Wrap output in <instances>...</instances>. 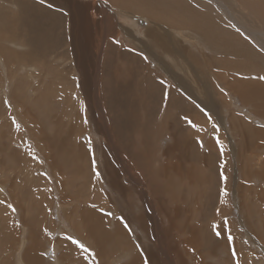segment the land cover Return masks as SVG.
<instances>
[{"label": "bare ground", "instance_id": "bare-ground-1", "mask_svg": "<svg viewBox=\"0 0 264 264\" xmlns=\"http://www.w3.org/2000/svg\"><path fill=\"white\" fill-rule=\"evenodd\" d=\"M255 1L259 0H251V2H249V0H203L202 6L200 0H196L194 2L196 5L193 7L192 3H190V0H97V2H89L85 0H14V6L16 7L14 9L12 4V6H7V4L10 3L9 0H0V64L6 69L5 72H7L9 77H14L10 80V83L12 84V93L10 95L11 99L15 102H18V100H16L15 90H21L22 93L23 90L16 88L17 85H15V83L20 84L21 82L19 79L20 75H17L16 71L12 70V68L16 69L15 66L12 65L14 63L11 64L10 62H7L5 55L10 57L7 53L8 50L15 53V58L21 60L20 69L22 72H33H27V74L23 75L21 78L26 79L30 75L34 79L37 77L39 78L43 72L41 71V65L45 56L49 52H52L55 48H59L64 45L63 48L66 46V49L59 55L60 58H62L63 63L76 65V68L80 73V86L84 92V95L87 97L88 101L90 96L91 103L94 101L92 104L90 103L92 106L91 108L101 112L103 121L100 117L98 122H94V119V121H92L94 122L95 126H101L102 129L106 131L103 132L102 135L105 137V145L107 146L108 150L105 151L104 149V152L102 151L103 155L101 157L103 166L102 173L106 175L104 176V181L108 182L109 188H112L113 190L124 188L123 183L118 178V161H120L124 171L128 176H135V179L138 178L136 180H139L140 182L144 180L143 176H145V172H147V170L150 168L152 162L158 163L159 161L162 162L160 167L162 172L166 170L167 166H170L175 169V175L180 173V176L183 174L189 176L190 173L192 176H196V172L189 166L190 161L188 159V144L192 145V149H194L193 144L196 142L194 141V137L200 136L197 135L202 130L200 128L194 129L196 132H198L197 134L193 132L192 129H187L188 133L186 136L181 132L177 134L176 131H172L171 138L173 139L169 141L171 144L165 148L166 151L172 156H168L164 152L163 154L166 156V161L157 157L154 162L153 156L156 154V151L151 145L154 140L152 137L154 134L152 133L153 129L150 126L143 125L141 113L143 116H146L147 119L152 115V113L157 111V107L162 101L160 96L163 97L164 93L162 85L164 88V85H166L168 88L167 93L165 92L164 94V98L167 100V111L170 109H177L180 112L188 114L190 117L195 116L197 110L200 108H196L192 104V100H194L202 108L216 114L224 126H227V121H225V118L230 117L229 121L231 122L232 130L234 132V142L237 143L236 151L238 160L240 162V164L238 163L237 165V168H239L238 172H241L242 176L244 177L258 176L264 182V128L252 127L251 130H247V125H244L238 116L230 112L226 117L222 111L223 108L226 109V106V111H230L228 108L229 105H225L227 98L225 96L231 94L243 106L251 108L256 113L258 112L257 114L259 116L264 117V83L259 79H253L248 75L242 78L233 75L235 72H238L241 75L246 73L257 74L255 71L260 69L264 70V65L262 63L264 54L255 48L258 47L264 51V14L262 13L263 8L259 9L257 12L255 10V14L251 13L249 8H251L252 3ZM205 2H209L211 5L215 6V8L222 15H224L228 21H232L236 27L240 28L243 33L250 38L255 47H253L248 42L244 43L243 38V42H241V36L237 34L233 28H231V36L234 35L233 39L229 38L230 34H227V32H229L228 29L227 32L224 31V35H221V32L217 31V23L208 21V18L213 17L214 13L218 12L216 10H212L210 12V9L208 10L207 4ZM63 13L66 16L65 19H67L66 31L64 28H62V25L64 24V15H62ZM213 19L215 20V18ZM199 22L200 25H198ZM141 25L143 26L141 27ZM217 26L221 25L217 24ZM40 31H43V34H41ZM120 33H124L125 35L127 33L138 34L140 36V40L138 41L140 43L139 45H143L146 48L148 53L152 56L150 57L151 61L153 62L155 59L157 63L160 62L168 72L166 75L164 74L160 77L154 75V73L150 71L149 68L146 70L147 72L144 74V82L149 83V86L147 85L149 89L147 94L145 91H143L144 82L141 80L134 82V78L137 79L140 76V73L136 70L138 67V59L129 48H121L120 46L118 47L113 41V39ZM192 45H194L196 49H191ZM190 50H194L192 53H195L192 54ZM203 50L216 53L218 51L220 54L219 60L222 61L220 62V65L222 68L230 69L231 72L227 70L229 72L228 73L225 71V69H222L218 72H213V70H211L212 68L209 67L208 57L201 52ZM35 60H38V63L35 67L28 65L27 61ZM205 63H207V68ZM7 64H9V66L11 65V68L7 66ZM204 68L206 69L204 70ZM141 69L143 70V67H141ZM0 71L3 70L0 69ZM205 73L207 75L206 79ZM51 80L53 81L52 78ZM172 84H176L177 87ZM188 85L191 86L189 87ZM216 85L218 86L216 87ZM221 87L222 90L220 91L219 88ZM176 88H181L184 92H180L179 94L176 92ZM44 97L46 98V96ZM65 103L66 102H64V104ZM140 104L142 105L140 106ZM163 104L164 103H162V105ZM35 107L36 106H34V108ZM27 114V112H24V114L21 115L25 121L27 120ZM165 114H167V112ZM34 117H36L35 114ZM32 120L29 118V124L35 123H32ZM48 120H50L49 117ZM52 120L53 119L51 118V123L53 125L58 123L55 122L56 120ZM189 120L190 119H188L187 122H189ZM192 120H194V118H192ZM213 120L214 118L212 121ZM42 122L46 125V127L48 125L47 130L42 131V133L45 134V137L43 138L48 139L46 143H44L45 141L42 140L44 143L42 146L45 149H47L49 146L54 147L55 149H53V153L55 155L54 160L57 163L56 165H59L60 169H62L65 173L73 172L71 178L66 179L68 180V183L56 185L57 189H61L63 191L65 187L76 183L78 188L76 187L77 191L74 192L76 195L74 196L73 194V197L77 198V195L81 197L79 199L77 198L76 200H73L75 204H73L72 214H65L67 216L66 222L68 221L67 223H69L70 226L72 225L71 227L75 229L78 236L82 240H88L90 242L91 246L96 250V253L101 259L100 261L105 262L102 264H161L159 261L160 257L164 264H173V255H181L182 253L179 251L177 252V243L173 242L172 245H169L170 242L166 240L172 234L171 231L166 233L164 232L165 229L161 230V228H158L155 231L157 238H160L161 235L164 238L162 240H158V250L152 247L151 244L149 248H144L143 252L141 249L139 250L137 245L130 239V233L127 232V228H124V223H122L121 220L112 221L111 217L108 220V215L103 217L101 214H99V212H97L101 210H96L95 207H91V191H89L90 188L88 187V181L90 176H92L91 170H93V166L90 163V150L80 147L77 152V145H75L72 142L73 140L71 141L70 138V136L72 137V134H69V137H67L65 134L62 137V134L57 136V131L55 132V130H59V128L56 127V129H53V126L49 125L46 120H43ZM74 122L77 123L76 121ZM79 122L81 123L80 119H78V123ZM214 122H212V124H214ZM172 123L174 124V120ZM4 124L5 123H3V125ZM81 125L82 124H80V126ZM119 125L121 127H119ZM80 126L78 125L77 128H75L76 134H82L87 131V129L80 128ZM97 132L101 133L102 130L98 128ZM33 135V141L35 142L34 144L40 145L42 137L31 133V137ZM5 136L8 135L5 134ZM251 136H253L252 140H248V137ZM4 139V137H0V141ZM199 140H201V137ZM140 141L141 147H138L137 145ZM65 142H68L69 145L64 144L61 147V145ZM206 144L208 150L204 153L201 152L204 158L200 163L203 166H211L210 163L212 159H214L215 156H217V158L220 157L217 153L219 148L216 151V147L221 145L218 142H215L214 144V141L211 139H209ZM4 146L5 148H2L4 149L3 152H8L9 148L13 147L11 145L9 146L7 143H5ZM14 148L11 149L15 150ZM253 148H255L253 152H257V154L261 156L252 155L253 152L251 153L249 150L251 151ZM246 149H248L247 152H249L247 159L246 154H243V152L245 153ZM197 151L200 153L199 149ZM12 152L13 151H11L10 154H12ZM31 153L33 154L32 151ZM2 154L3 153H1V155ZM28 155L29 157L27 158H30V151L28 152ZM13 156L17 157L15 154H13ZM110 156L114 157V160L117 161L118 165H112L113 162L109 160ZM249 156L251 161H259V165H254L252 167ZM14 157L8 159L7 161H13ZM173 157L175 159H173ZM244 158L245 160H243ZM7 164L5 163V165ZM56 165L54 163H51L50 165L54 173L58 170ZM18 168L19 166L17 169ZM51 176L53 175L51 174ZM31 179H33L32 176ZM28 184L30 185V183ZM240 186L241 184H239V187ZM13 187L15 188L14 185ZM69 188L72 187L69 186ZM40 193H42V191ZM260 193L261 195L263 194L264 197V185L261 187ZM15 197L22 198L19 197V195H16ZM153 203L158 206V204H156L154 201ZM81 206L82 208L77 211V207L80 208ZM28 211L32 210L28 209ZM153 211H155V209ZM169 215H172L171 225H173L172 229L174 230L175 224L178 226L176 219L179 217V214L177 211H173ZM25 219H27V214ZM131 221L136 229L139 228V226L136 224L140 223L142 230L146 233L148 232L147 219L145 218L143 212L138 214L136 217L134 216L130 220V223ZM161 221L163 222V219H161ZM8 225L9 224L7 222L4 226V228L7 229L8 236L4 237L3 241L0 242V248L5 249L9 247L12 249L10 244L16 245L17 248L12 249L13 255L15 251L18 253V256H16V264H50L49 262L45 263V259L39 255L42 245L44 246V244L52 242L51 240H47V242L44 243V238L39 236L42 233V231H40V227V230L35 228L30 229V234L28 237L30 245L24 251H20V248L26 244V238L19 241H11L14 238V231L12 232L14 229H12V227H10V229ZM50 226L52 228V224ZM159 226L161 227V225ZM56 227L54 228L55 230H57ZM106 227H108V229ZM170 228L171 227H169V230H171ZM184 228H189L191 234L198 233V230L192 225L189 226L187 224ZM158 232H161V235L157 234ZM174 235L176 236L177 234L175 233ZM194 240L195 239L193 238L187 240L189 247L193 245ZM200 242H202V240ZM53 245L56 249L57 245ZM110 245H112L114 248H117L115 250L116 253L119 252H117V250H120V254H124L123 256L129 255L128 260L124 263H119L113 256L110 257L113 260L108 262L110 260L107 259L108 256L106 255L109 253L108 247H110ZM110 255L111 254L109 253V256ZM61 258L63 264H90L88 261H86L81 252L76 251L75 253H72L69 248H65V252ZM186 258L188 257L186 256ZM4 259L5 261L12 260L10 252L7 255V259ZM183 263L186 264V261Z\"/></svg>", "mask_w": 264, "mask_h": 264}, {"label": "rangeland", "instance_id": "rangeland-1", "mask_svg": "<svg viewBox=\"0 0 264 264\" xmlns=\"http://www.w3.org/2000/svg\"><path fill=\"white\" fill-rule=\"evenodd\" d=\"M9 1L10 3H8L7 6L13 5V8L15 9L16 7L14 6V0ZM85 1L97 2V0ZM195 1L196 0H190V3H192L193 7L196 5L194 3ZM202 2L203 0H200L201 5ZM249 2H251V0H249ZM206 4L208 10L210 9V12L212 10H216L218 12L214 13V16L208 18L209 20H207L209 22L221 25L217 26L216 24L217 31H220L221 35H224V31L227 32L228 29L229 32H227V34L229 33V38L233 39L234 35L231 36L232 30L229 26L230 24L227 18H225V16L222 15L215 8V6L211 5L209 2H207ZM262 6H264V0H259L253 2L251 8L249 9L252 14H255V10L257 12L259 9L263 8L262 13L264 14V7ZM62 15H64V24L62 25V28H64L66 31L67 19H65L66 16L64 13ZM213 18H215V20ZM198 25H200V22L198 23ZM142 26L143 25H141V27ZM40 33L43 34V31H40ZM240 36L241 42H243V35L240 34ZM139 40L140 36L138 34L128 33L126 35L124 33H120L113 39L114 43H116L118 47L120 46L121 48H129L131 52L134 53L135 57L138 59V67L136 68V70L140 73V76L137 79L134 78V82L137 80H141L142 82H144V74H146V70L148 68L154 73V75L160 77L164 74L166 75V73L168 72L163 67V65L160 62H158V64L155 59L153 62L151 61L150 57L152 56L148 53V51L143 45H139ZM245 42H248V39H244V43ZM63 46L55 48L52 52H49L45 56L41 65V71L43 72L41 73V76L39 78L37 77L34 79L30 75V77L28 76L26 79L21 78L23 75H26L27 72H33L21 71V60L15 58L14 52L8 50L7 53L10 57L4 54L8 63H14L12 65H14L16 69L12 68V70L16 71L17 75H20L19 79L21 82L20 84L15 83V85H17L16 88L22 89L24 94L21 90H15L16 100H18V102L13 101L10 96L12 93V84L10 83V80L14 77H9L7 72H5L6 69L0 64V69L3 70L0 71V137L5 138L4 140L0 141V159L3 161L2 162L0 160V242L3 241L4 237L8 236L7 229L4 228L5 224L8 222V227H12V229H14L12 230V232L14 231V238L11 241H19L26 238V244L20 248V251H24L30 245V241L28 239L30 229L35 228L40 230V227V231H42V233L39 236L44 238V243H46L47 240L52 241L51 243L44 244V246L42 245L41 250L39 252V255L45 259V263L49 262L50 264H63L61 256L64 254L65 248H69L72 253H75L76 251L81 252L82 255L85 257L86 261H88L90 264L105 263L103 261H100L101 259L96 253V250L91 246L90 242L88 240H82L78 236L75 229L71 227L72 225L70 226L69 223H67L68 221L66 222V215L70 213L72 214L73 204H75L73 200H76L77 198L79 199L81 197H79L78 195L77 198L73 197L74 192H76L78 188L76 186V183H74L73 185H69L73 188V190L72 188H69V186L65 187L63 191L61 189H57L56 185L68 183V180L66 179L71 178L73 172L65 173L62 169H60L59 165H56L57 163L54 160L55 155L53 153V149H55L54 147L48 145L50 148L48 147L47 149H45L42 146V144L46 143V141L48 140L46 138H43L45 137V134L42 133V131L47 130L48 127V125L46 127V125L42 122L43 120H46L49 125L53 126V129H56V127L59 128V130H55V132L57 131V136H60V134H62V137L65 134L67 137H69V134H72V137L70 136V138L71 141L73 140L72 142L77 145V152L80 147H84L85 149L87 148L90 150V163L93 166V170H91L92 176H90V179L88 181V187L90 188L89 191H91V207H95L96 210H101L97 212H99V214H101L103 217L105 215H108V220L110 217L112 221L121 220L122 223H124V228H127V232L130 233V239L137 245L139 250L141 249L143 251L144 248H149L151 244L152 247L158 250V240H162L164 238L162 237L161 232L157 233L161 235L160 238H157L155 231L158 228H161V230L165 229L164 232L166 233L168 231L172 232V234L168 237L169 239L167 238L166 240L170 242L169 245H172L173 242L177 243V252L179 251L182 253L181 255L177 254L178 256L173 255V264H184V261H186V264H264V197L263 194L261 195L260 193L261 187L264 185V182L258 176L244 177L242 176L241 172H238L239 168H237V165L238 163L240 164V162L238 160L236 151L237 143L234 142V132L232 130L231 122L229 121L230 117L225 118V121H227V126H224L223 123L220 122V119L216 114H214L213 112H209V110L207 109L202 108L194 100H192V104L196 108H200L199 110H197L195 116L190 117L188 114L180 112L177 109H170L169 111H167V100L164 98V94L165 92L167 93L168 88L166 87V85H164L165 88L162 85L164 93L163 97L160 96L162 98V101L161 104L157 107V111L152 113V115L149 116L147 119L146 116H143L141 113L143 125L150 126L153 129L152 133L154 134L152 135V137L156 142L155 144L153 140V143L151 144L154 150L156 151V154L153 156L154 162L157 157H159L161 160H165L166 156L163 154L164 152L168 156H172L165 149L168 145L171 144L169 141L173 139L171 138L172 131H176L177 134L181 132L186 136L188 133L187 129L190 128L193 130V132L197 134L198 132H196V130L194 129L200 128L202 130L197 134L200 136L197 137L196 135H194L197 137V139L196 137H194V141H196L193 144L194 149H192V145L188 144V159L190 161L189 166L196 172V176H192L190 173L189 176H186L183 173L182 176H180V173H177L175 175V169L170 166H167L166 170L162 172L160 169L162 162L159 161L158 163L152 162L150 168L147 170V172H145V176H143L144 180L140 182L139 180H136L138 178L135 179V176H128L127 173L124 171V168L120 161H118V165L117 161L114 160V157L110 156L109 160L113 162L112 165H118V178L124 185L123 189L113 190L112 188H109L108 182L104 181V176L106 175L102 173L103 166L101 156L103 155L104 149L105 151L108 150L107 146L105 145V137L102 135V133L106 131L102 129L101 126L97 127L94 125V122L99 121V117L102 120L101 112H98L97 110L91 108L92 106L90 105V96L88 101L87 97L84 95V92L80 86V73L76 68V65L63 63L62 58H60L59 55L66 49V46L65 48H63ZM191 49H196V47L192 45ZM256 49L259 50L262 54H264V51L260 48L256 47ZM201 52L208 57L209 67L212 68L211 70H213V72H218L222 69H225L222 68V66L220 65V62L222 61L219 60L220 54L218 51L217 53L210 52L207 50H203ZM194 53L195 52H193L192 54ZM27 63L28 65L35 67L38 63V60L27 61ZM262 63L264 65V59L262 60ZM206 64L207 63H205V65ZM7 66H9V64H7ZM9 67L11 68V65ZM141 67H143V70L141 69ZM206 68H204V70ZM227 70L231 72L230 69H225L226 72H228ZM255 72H257V74L253 73V77L264 76V70L260 69ZM235 74H237V77L239 78H242L246 75L252 77V74L247 73L241 75L240 73L235 72ZM51 78L53 79V81L51 80ZM206 78L207 75L205 73V79ZM146 83L147 82H144L143 84V91H145V93L147 94L149 92V83ZM172 85L177 87L176 84ZM188 86L190 87L191 85ZM217 86L218 85H216V87ZM180 89L176 88V92H178L179 94L180 92H184L182 89ZM219 90L221 91L222 87L219 88ZM48 91H50L51 93ZM44 96H46V98ZM77 96H80L81 98L79 97L78 99ZM225 97H227L225 105H229L228 108L230 110L226 111L227 106L226 109H222L226 117L230 112L238 116L239 119L243 122V124L247 125V130H251L252 127L264 128V117L259 116L257 114L258 112L256 113L251 108L243 106L231 94H228ZM64 102L66 103L64 104ZM93 102L94 101H92V103ZM162 103L164 104L162 105ZM141 105L142 104H140V106ZM34 106H36L37 109L36 107L34 108ZM24 112L28 113L26 121L21 116L24 114ZM166 112L167 114H165ZM34 114L36 117H34ZM44 117L47 119H45ZM48 117L50 120H48ZM186 117L187 119H185ZM29 118L31 120L33 119L32 123H35L29 124ZM51 118L53 119L52 121L56 120L55 122H58L56 124L58 126H56L55 124L53 125L51 123ZM192 118H194V120H192ZM213 118L214 120L212 121ZM78 119H80L81 123H78ZM172 119L174 120V124L172 123ZM188 119H190L189 122H187ZM11 120L13 121V123ZM74 121H76L77 123H75ZM212 122H214V124H212ZM3 123H5L4 125L6 126H4ZM80 124L82 125L80 126ZM17 125H19V127H17ZM78 125L80 126V128L87 129V131L82 134H76L75 128H77ZM119 127L121 126L119 125ZM98 128L102 130L101 133L97 132ZM4 133L8 136H5ZM31 133L37 134L42 137L40 145L34 144V135L31 137ZM200 137L201 140H199ZM252 138L253 136L248 137V140H252ZM209 139L213 140L214 144L215 142L220 143L221 146H217L216 151L219 148L217 153L221 158H217V156H215L210 163L211 166H203L200 162L204 158L202 156V153L207 152L208 150L206 143ZM42 140H44L45 142L43 143ZM5 143H7L9 146H13L9 148L8 152H3L4 149L2 148H5ZM140 143L141 141L137 145L138 147H141ZM64 144H68V142L63 143L61 147ZM11 148H14L15 150H12ZM197 148L200 150V153H198ZM254 149L255 148H253L251 151L249 150V152L252 153ZM11 151H13L14 153L12 152V154H10ZM29 151L30 158H27L29 157ZM31 151L33 152V154L31 153ZM247 151L248 149H246L245 153L243 152V154H246V159L249 153ZM1 153L3 154L1 155ZM9 154L12 157H14L13 154H15L17 157H14L13 161H7L8 159L12 158ZM252 155L261 156L257 154V152H253ZM173 159L175 158L173 157ZM249 159L251 161L250 156ZM243 160H245V158ZM4 162L6 164L9 163L7 164L8 166L5 165ZM16 162L18 163V165ZM50 162L54 163L58 167L57 172H55L56 174L50 167ZM25 163L27 167L25 166ZM251 165L252 167L254 165L258 166L259 161H251ZM18 166L19 170L17 169ZM51 174L53 176H51ZM210 174L213 176H211ZM31 176L33 177V179H31ZM27 177L30 179H28ZM225 177L226 180L224 179ZM28 183H30V185ZM239 184H241L240 187ZM13 185L15 186V188L13 187ZM45 187L47 188V190ZM41 191L42 193H40ZM225 191L227 193L226 195L224 194ZM37 192L43 198L39 196ZM99 194L101 195V198ZM16 195H19V197L22 198H17L15 197ZM75 195L76 193L74 194V196ZM153 201L158 204V206L155 205ZM81 208L82 206L80 208L77 207V211ZM28 209L32 211H28ZM154 209L155 211H153ZM173 211H177L179 214V217L176 219L178 226H176L175 224L174 230L172 229L173 225H171L172 215H169ZM142 212L145 218L147 219V233L142 230L140 223L136 224L137 226H139L138 229L133 226L132 221L130 223V220L134 216L136 217ZM109 213H111V215H109ZM26 214L27 219H25ZM161 219H163V222L161 221ZM184 223H187L189 226H194L198 230V233L191 234L189 228H184L185 225H187ZM51 224L52 228L50 226ZM159 225H161V227ZM55 227L57 228V230L54 229ZM169 227H171V230H169ZM106 228L108 229V227ZM217 232H219L220 234L217 235ZM175 233L177 234L176 236L174 235ZM68 236H71L73 239L69 240L67 238ZM229 237H231V240L229 239ZM191 238L195 240L193 245L189 247L187 244V240ZM76 240H78L80 244H83L84 248H81L79 244L74 243V241ZM201 240L203 243L200 242ZM53 244L57 245L56 249L54 248ZM10 247L12 249L17 248L16 245L13 244H10ZM12 249H10L9 247L5 249L0 248V264H14V262L15 264L17 263L16 256H18V253L15 251L13 255ZM108 249V252L111 254L110 256L109 253H107L106 255L108 256L107 259L110 260H107L108 262H111L113 260L112 258H110L113 256L115 259H117V262L119 263H124L129 258V255L123 256L124 254L121 253L123 256L122 257L120 254V250H117V252H119L116 253L115 250L117 248H114L112 245H110ZM9 252L11 254L12 260L5 261L4 258L7 259V255L9 254ZM186 256L189 259L186 258ZM182 257L185 260H183ZM159 261L161 264H164L161 260V257Z\"/></svg>", "mask_w": 264, "mask_h": 264}, {"label": "crops", "instance_id": "crops-1", "mask_svg": "<svg viewBox=\"0 0 264 264\" xmlns=\"http://www.w3.org/2000/svg\"><path fill=\"white\" fill-rule=\"evenodd\" d=\"M229 26L231 27V28H233L236 32H237V34H242L243 36H242V38L243 39H248V43L249 44H251L253 47H255L254 46V44L251 42V40H250V38L247 36V35H245L244 33H243V31L241 30V29H239V28H237L231 21H229ZM239 30V31H238ZM256 48V47H255ZM233 75H235V76H237V74H233ZM248 77V76H247ZM250 77V76H249ZM261 77L262 76H255V77H253V74H252V77L251 78H253V79H259L261 82H263L264 83V79H261Z\"/></svg>", "mask_w": 264, "mask_h": 264}, {"label": "snow or ice", "instance_id": "snow-or-ice-1", "mask_svg": "<svg viewBox=\"0 0 264 264\" xmlns=\"http://www.w3.org/2000/svg\"><path fill=\"white\" fill-rule=\"evenodd\" d=\"M238 31H239V30H238ZM261 79H264V77H261ZM185 119H187V117H186ZM17 127H19V125H17ZM224 179L226 180V177H225ZM224 194H225V195L227 194L226 191L224 192ZM109 215H111V213H109ZM219 234H220V233L217 232V235H219ZM67 238H68L69 240H72V239H73L71 236H68ZM229 239L231 240V237H229ZM74 243H77V244L80 245L81 248H84V245H83V244H80V242H79L78 240L74 241Z\"/></svg>", "mask_w": 264, "mask_h": 264}]
</instances>
